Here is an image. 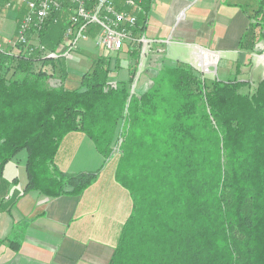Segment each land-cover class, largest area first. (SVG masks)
Wrapping results in <instances>:
<instances>
[{
	"label": "trees",
	"instance_id": "1",
	"mask_svg": "<svg viewBox=\"0 0 264 264\" xmlns=\"http://www.w3.org/2000/svg\"><path fill=\"white\" fill-rule=\"evenodd\" d=\"M135 1L147 21L152 0ZM261 4L241 49L254 51L257 29L264 40ZM66 26L47 24L42 43L56 49ZM133 51L129 80L117 81L111 60L98 58L76 90L0 55V178L25 151L23 194L79 198L118 155L115 177L133 208L109 264H264V79L240 80L239 62L226 81L202 80L177 63L163 65L149 88L132 95L140 63ZM77 132L103 158L98 171L69 174L54 164L64 139ZM6 243L19 246V234L0 247Z\"/></svg>",
	"mask_w": 264,
	"mask_h": 264
},
{
	"label": "crops",
	"instance_id": "2",
	"mask_svg": "<svg viewBox=\"0 0 264 264\" xmlns=\"http://www.w3.org/2000/svg\"><path fill=\"white\" fill-rule=\"evenodd\" d=\"M257 1L260 5L261 0H152L145 32L171 40L164 48L169 60L163 65L191 66L197 47L220 53L229 64L236 62L240 51H247L240 48V41L254 22ZM61 18L67 25L66 15ZM222 78L229 80L230 75L224 72ZM59 150L54 164L63 173H91L104 164L93 141L80 132L69 134ZM26 157L24 151L8 163L0 180V240L17 232L21 243L14 248L2 245L0 264H109L133 208L115 170L107 179L109 164L105 166L79 198L70 194L48 198L36 190L23 194L28 182ZM21 167L26 182L20 187ZM12 183L19 190L7 196Z\"/></svg>",
	"mask_w": 264,
	"mask_h": 264
},
{
	"label": "built area",
	"instance_id": "3",
	"mask_svg": "<svg viewBox=\"0 0 264 264\" xmlns=\"http://www.w3.org/2000/svg\"><path fill=\"white\" fill-rule=\"evenodd\" d=\"M17 6H21L19 11L25 15L20 18L14 35L0 39V55L32 63L47 74L50 84L55 87L65 84L61 61H74L81 50L90 48L86 45L89 41L96 56L102 54L110 60L124 50L135 49L144 60L148 53L162 54L171 42L146 34L148 20L140 24L138 14L143 8L135 0H0V19L3 11H15ZM62 15L69 18L64 37L57 49H52L42 43V31L49 23L59 25ZM201 50L213 53L218 61L207 62L201 58L198 49L191 64L197 72H207L210 66L219 65L220 53L208 48ZM140 76L139 73L134 78L130 88L132 95L138 92Z\"/></svg>",
	"mask_w": 264,
	"mask_h": 264
},
{
	"label": "rangeland",
	"instance_id": "4",
	"mask_svg": "<svg viewBox=\"0 0 264 264\" xmlns=\"http://www.w3.org/2000/svg\"><path fill=\"white\" fill-rule=\"evenodd\" d=\"M263 1L264 0H261V3ZM261 3L259 5L258 1L256 2V9L254 10V13L252 14L253 15L252 18L256 16L255 11L257 13V11L259 10L258 7L262 5ZM20 7L21 6H17L15 11H7L4 9L5 11H3L1 19H0V35L3 36V37L0 36L1 40L5 39L4 37L6 36L14 35L16 26L21 21L20 18L22 19L25 15V12L19 11ZM68 19L69 18L66 16V22H68ZM253 21H254L253 23H256L258 21L257 17H255ZM63 24H66V23H63ZM140 24L143 25L142 19L140 20ZM262 31L263 32L261 33H264V30ZM256 32H257V35H256V38L254 39L256 41V45H255L253 52L251 50L249 51L248 49L247 51H240L237 55L238 58L236 62H231L229 60V64H227L225 60L221 58V61L218 66H210L209 71L207 72H205L204 70H203L204 72L200 71L201 72L200 74L203 77L202 80H207V79L215 80L216 79V80L222 81L224 80V78H222L224 72L230 75V79L235 78L236 77L235 64L237 62L241 64L240 70L242 71L241 72L242 74L239 76L240 80L257 83L260 79H264V40L260 39V34H259L260 30L257 29ZM88 44L89 45L87 47H90L89 53L81 50L82 54L80 51V55H76L74 61L72 60L68 61L64 59L60 63L61 67H63L62 69L63 72L65 73L67 72V82L65 81V85H66V89L68 90H76L77 88L80 87V85L82 84L83 75L84 74L89 75L95 68L96 59L106 58L108 61L110 60L108 59V57L102 54H99L96 56L95 51H92L91 49L92 48L91 41H89ZM198 49L201 50L202 48L197 47L195 49L196 53L198 52L197 51ZM133 52L134 51H131V50L129 51L124 50L121 53H119V55L117 56L113 55L110 63H112L111 69H112L113 74L116 76L118 75L117 81L130 79V74H128V71H129L128 68L129 66H133L136 62V60L133 57ZM113 58L115 61L113 60ZM139 60H140V63H139V67L136 72L135 78L138 77L139 73L141 74L139 82L137 84V91L142 92V91H145L147 88H149L153 84V80L158 75L157 74L158 71L160 70V68L163 67V64L166 63V60H169V59H167L163 55V53L161 54V53L151 52V53H148V55H146V59L141 60V57H140ZM120 66H122V69L121 68L119 69ZM18 75L19 73L17 72L15 77L18 78ZM226 79H228V77ZM131 86H133V83L130 85V88ZM117 161H118V155H114V157H112L107 162L109 164L107 168V172H106L107 177L108 175L110 177L111 174H113L114 170L116 172V167L118 164ZM109 177L107 179H109ZM1 178L0 180L2 181ZM19 180H20L19 185L21 187V185L26 182V175H25L24 167L20 168ZM18 190L19 188L17 189L13 183L12 185L9 184L7 196L8 195L13 196L12 194Z\"/></svg>",
	"mask_w": 264,
	"mask_h": 264
},
{
	"label": "bare ground",
	"instance_id": "5",
	"mask_svg": "<svg viewBox=\"0 0 264 264\" xmlns=\"http://www.w3.org/2000/svg\"><path fill=\"white\" fill-rule=\"evenodd\" d=\"M199 54H200L201 58H203L207 62H217L218 61V57L209 51L205 52L203 50H200Z\"/></svg>",
	"mask_w": 264,
	"mask_h": 264
}]
</instances>
